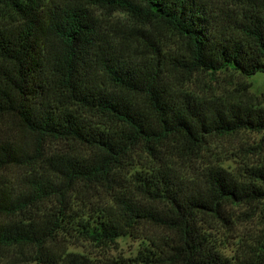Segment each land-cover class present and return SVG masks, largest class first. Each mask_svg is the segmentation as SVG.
<instances>
[{"label":"trees","instance_id":"trees-1","mask_svg":"<svg viewBox=\"0 0 264 264\" xmlns=\"http://www.w3.org/2000/svg\"><path fill=\"white\" fill-rule=\"evenodd\" d=\"M0 2V264H264V163L206 160L264 104L187 87L264 71V0Z\"/></svg>","mask_w":264,"mask_h":264},{"label":"rangeland","instance_id":"rangeland-1","mask_svg":"<svg viewBox=\"0 0 264 264\" xmlns=\"http://www.w3.org/2000/svg\"><path fill=\"white\" fill-rule=\"evenodd\" d=\"M11 16L12 11H9L0 2V18L2 21H11ZM116 17L123 18L122 14H117ZM240 82L250 84L248 94L238 95L243 89L242 86L238 85ZM187 85V87L197 92L200 96L208 97L217 95L226 100L235 98L236 100L244 99L249 100L251 103L264 104V71H258L244 79L236 77L231 72H196ZM206 156V160H221L225 165L231 166H236V162H240L242 159L254 164L264 163V130L260 132L243 130L233 135L216 137L207 148ZM247 209L248 205H240L236 210V214L238 215L239 212L253 213L255 211L256 216L252 217L251 220L244 222L242 227H248L252 223L254 224V227H252L253 229L259 228L264 221V201L258 204V207L255 206L253 208L254 211H252V209L246 211ZM243 213L240 215L243 219H247V215H244ZM220 232L223 233L224 229H221ZM139 245L140 242L138 239L132 236H125L119 238L117 242L112 244L110 249L103 254L116 260H126L134 257L139 249ZM70 249L89 254L90 256H98L101 254L93 244L86 241H74L71 244ZM231 250L232 246H228L225 249L227 253L231 252ZM30 264L38 263L33 261Z\"/></svg>","mask_w":264,"mask_h":264}]
</instances>
